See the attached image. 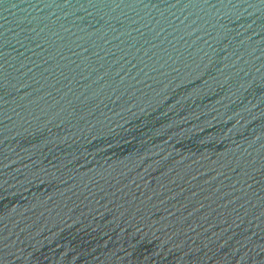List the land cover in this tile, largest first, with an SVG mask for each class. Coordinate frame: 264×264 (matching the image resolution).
Listing matches in <instances>:
<instances>
[{"label": "water", "instance_id": "95a60500", "mask_svg": "<svg viewBox=\"0 0 264 264\" xmlns=\"http://www.w3.org/2000/svg\"><path fill=\"white\" fill-rule=\"evenodd\" d=\"M0 264H264V0H0Z\"/></svg>", "mask_w": 264, "mask_h": 264}]
</instances>
